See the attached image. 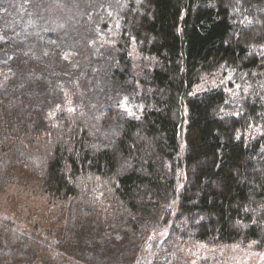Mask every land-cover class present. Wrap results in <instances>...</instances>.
Segmentation results:
<instances>
[{"label":"trees","instance_id":"trees-1","mask_svg":"<svg viewBox=\"0 0 264 264\" xmlns=\"http://www.w3.org/2000/svg\"><path fill=\"white\" fill-rule=\"evenodd\" d=\"M109 16L115 43L83 66L94 104L65 106L17 57L0 66V191L22 176L70 199L57 239L0 215V264H149L158 234L264 248V0H117ZM220 66L240 96L195 91Z\"/></svg>","mask_w":264,"mask_h":264},{"label":"rangeland","instance_id":"rangeland-1","mask_svg":"<svg viewBox=\"0 0 264 264\" xmlns=\"http://www.w3.org/2000/svg\"><path fill=\"white\" fill-rule=\"evenodd\" d=\"M116 3L117 0H0V43H5L9 51L6 58H0V66L11 65L17 57L23 65L21 73L35 67L48 74L49 84L60 86L64 93L57 99L65 106L87 105L88 99L89 103H96V88L88 89L91 85L85 79L83 66L92 55L103 50V43H115L117 20L109 15ZM105 19L107 23L103 24ZM141 53L132 49L136 70L141 64L137 63ZM145 61V68L150 67L148 57ZM15 71L6 69L12 74ZM230 79L228 68L223 66L205 71L195 91L223 86L232 93V98L240 96L237 88L228 87ZM242 105L240 98L238 114L243 112ZM69 202L68 197L46 192L39 178L26 182L18 176L0 191V215L12 218L29 233L57 239L65 228ZM185 222L184 219L180 222L184 228ZM154 238L156 243L150 246V254L153 258L156 255L160 263L154 260L149 264H264V248L257 249L252 244H188L178 239L170 249L164 246L162 235ZM26 260L21 264H82L56 253L51 262Z\"/></svg>","mask_w":264,"mask_h":264}]
</instances>
